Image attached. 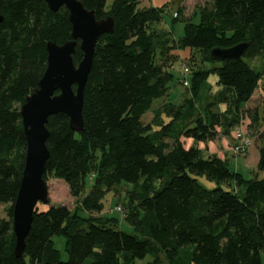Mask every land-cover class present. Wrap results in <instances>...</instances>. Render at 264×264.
<instances>
[{
	"label": "trees",
	"instance_id": "obj_1",
	"mask_svg": "<svg viewBox=\"0 0 264 264\" xmlns=\"http://www.w3.org/2000/svg\"><path fill=\"white\" fill-rule=\"evenodd\" d=\"M81 1L97 18L112 16L115 28L97 44L84 90L85 130L74 131L62 112L48 119L43 175L63 179L80 200L74 209H37L24 253L16 255L13 211L27 148L21 107L47 68L48 41L71 39L72 23L65 6L54 12L45 0H0V204H10L8 217L0 216V264H136L150 254L147 264H263L264 177L247 179L218 155L186 148L182 137L216 140L219 127L228 134L246 113L257 128L264 171V123L258 107H245L264 83V68L245 60L264 55V0H197L208 2L199 8V22L183 8L173 14L186 22L179 39L155 27L163 7ZM242 42L248 45L241 57L210 55ZM184 47L200 50L209 67L185 72L187 59L178 54ZM82 57L78 45L75 63ZM213 73L223 89L202 108L197 103ZM175 79L191 87L181 102L170 98ZM218 102L227 110L209 109ZM150 111L155 117L145 122ZM118 187L126 188L120 212L137 233L123 230L116 215H95ZM55 237L64 239L66 259Z\"/></svg>",
	"mask_w": 264,
	"mask_h": 264
},
{
	"label": "water",
	"instance_id": "obj_2",
	"mask_svg": "<svg viewBox=\"0 0 264 264\" xmlns=\"http://www.w3.org/2000/svg\"><path fill=\"white\" fill-rule=\"evenodd\" d=\"M49 8L57 12L65 6L72 23L71 39L59 44L48 41V64L38 87L27 96L21 107L26 136V156L20 189L14 204L13 226L16 234L15 254L22 255L26 237L31 229L38 203L50 201L47 181L43 177L50 151L47 127L52 114L65 113L74 131L85 130L83 117L84 90L91 72L94 55L100 37L115 28L112 16L97 18L94 10L84 6L81 0H45ZM4 16L0 13V23ZM79 45L83 57L78 64L73 55ZM242 42L231 47H215L212 58L225 61L241 57L247 47ZM75 86V88H74Z\"/></svg>",
	"mask_w": 264,
	"mask_h": 264
},
{
	"label": "rangeland",
	"instance_id": "obj_3",
	"mask_svg": "<svg viewBox=\"0 0 264 264\" xmlns=\"http://www.w3.org/2000/svg\"><path fill=\"white\" fill-rule=\"evenodd\" d=\"M114 0H107V8L111 6ZM148 0H142L140 2V5L142 6H159L163 7V18L160 22H157L155 24V27L157 29H160V31L165 32L167 35L171 33L172 37L174 38H181L184 35L185 32V18H181L177 21H175L174 18V12L178 11L180 8L184 9L183 15L186 17H193L194 21L197 23L200 21L199 18V8L204 7L205 5L208 4L206 1H197V0H151L149 4H147ZM155 3H160L155 4ZM167 3V4H166ZM167 5V7H166ZM181 6V7H180ZM197 13V15H196ZM178 54L186 60V67H191L192 68H202L206 69L209 67L210 63L203 61V55L200 50L197 49H190L189 47H184L180 48L178 50ZM194 56V57H193ZM192 57V58H191ZM191 58V59H190ZM252 65L258 67V68H264V55H261L257 57L254 60H249ZM214 64H220L218 61L215 62ZM180 64L176 63V66L174 69V73L176 75V78H182L183 74L178 71L177 67ZM219 78L217 74L213 73L209 76L207 79L202 91H201V96L198 100L197 105H200L202 108L207 105L208 102H214L216 100L215 97V83L213 78ZM173 84V83H172ZM175 85H172L171 87V101H178L181 102L185 97L187 92L191 93V87H188L189 85L181 84L175 79ZM263 82L260 83V86H263ZM187 87V88H186ZM264 88V86H263ZM187 90V92H186ZM181 96V98H179ZM166 100H169L168 97H165L163 99H158L155 101L154 108H159L161 104L165 103ZM255 101L251 102V106L248 108H256L258 107L260 110V115H261V122L260 124L264 123V94L261 92V90L258 89L257 92V98L254 99ZM225 104V103H216L214 106H211L209 109H215L217 112H221L220 105ZM21 107V105H18ZM209 107V106H208ZM155 114L150 111L148 112L143 118L145 122H150L154 119ZM241 121L239 124L241 125L240 127L239 124H237L235 127H233L229 133L223 132V129H218L220 132V136L218 140H211V141H197L193 139L192 137L184 136L182 137V142L186 148H189L191 146H198L200 143V148L202 149L204 155H211V154H216L219 157L224 158L226 161H228V165L230 166L231 169L235 171L241 172L245 178H251L258 176V178H263L264 177V171L258 169V162L260 158V142H257L256 136H257V128L256 125L252 126V119L251 117L244 113L241 116ZM251 125V126H250ZM194 126V125H192ZM242 128L244 131L247 132V134L251 135L253 137V146L249 149L250 154L248 155L247 153L245 154H236L233 150V146L235 145L236 142V132L238 129ZM220 144H223V147H221ZM208 146H210L208 148ZM211 148V149H210ZM217 149L221 150L218 153H215L212 151V149ZM224 148V150L222 149ZM248 151V152H249ZM247 154V155H246ZM246 155V156H245ZM207 184L210 185L209 182L203 181ZM48 188H49V198H50V203L49 204H44L39 202L38 203V209L39 210H46L49 208L51 205H66L70 209H74L78 202L79 198H76L71 195L69 186L63 179H59L56 177L50 176L47 180ZM90 181L88 182L87 185H90ZM88 189V188H87ZM125 187H118L117 192L112 191L109 192L105 199H104V209L101 212L95 213V215L99 214H106V215H116L119 219H121V228L123 230H126L131 233H137L135 227L133 225H130L126 220H125V213L120 212L118 209L119 205H122V198L125 196ZM126 192V191H125ZM10 206V204H0V216L2 218H7V209ZM55 241L57 243V247L62 251L63 258L66 259V251L64 250V239L62 237H55ZM159 255L164 258V254H162V251L159 252ZM154 256L153 255H147L144 259H137L136 264H147L148 262L153 261ZM263 264H264V254H263Z\"/></svg>",
	"mask_w": 264,
	"mask_h": 264
},
{
	"label": "built area",
	"instance_id": "obj_4",
	"mask_svg": "<svg viewBox=\"0 0 264 264\" xmlns=\"http://www.w3.org/2000/svg\"><path fill=\"white\" fill-rule=\"evenodd\" d=\"M183 69L185 72H187V67L183 66ZM185 85H189L188 80H185L184 82ZM243 122V121H240ZM241 125L239 124L238 127ZM236 142L235 145L233 146V150L236 154H245L249 148L253 145V137L249 134H247L246 131H244L242 128L238 129L236 132ZM118 209L123 211L120 206H118Z\"/></svg>",
	"mask_w": 264,
	"mask_h": 264
},
{
	"label": "crops",
	"instance_id": "obj_5",
	"mask_svg": "<svg viewBox=\"0 0 264 264\" xmlns=\"http://www.w3.org/2000/svg\"><path fill=\"white\" fill-rule=\"evenodd\" d=\"M151 0H148V2H147V4H149V2H150ZM155 4H160V3H155ZM150 6V5H149ZM213 80H214V83L216 84L215 85V87H214V93H217V92H220V91H222V89H223V85L222 84H220L219 83V80H218V78L216 77H214L213 78ZM259 90H261V92L264 94V88H263V86L261 87V86H259V88H258ZM258 89L256 90V92L254 93V95L252 96V98H251V100H250V102H248L247 104H246V106L245 107H249V106H251V102L252 101H255L254 99H256L257 98V92H258ZM220 108H221V112H224V111H226L227 110V108H228V105L227 104H221L220 105ZM219 129H220V127H219ZM218 140V139H217ZM256 143H257V141H256ZM221 145V147H223V144H220ZM253 146V145H252ZM251 146V147H252ZM198 147L200 148V143L198 144ZM210 146H208V148H209ZM250 147V148H251ZM249 148V149H250ZM211 149V148H210ZM223 150H224V148H222ZM212 151H214L215 153H218L219 154V152L221 151V150H217V149H212ZM249 151V150H248ZM250 154V151L249 152H247V154ZM246 154V155H247ZM248 154V155H249ZM245 155V156H246ZM220 158H222V157H220ZM222 159H224V158H222Z\"/></svg>",
	"mask_w": 264,
	"mask_h": 264
}]
</instances>
